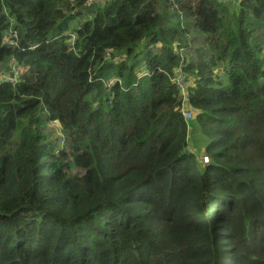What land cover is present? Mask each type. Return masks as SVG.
Returning <instances> with one entry per match:
<instances>
[{
	"label": "trees",
	"instance_id": "1",
	"mask_svg": "<svg viewBox=\"0 0 264 264\" xmlns=\"http://www.w3.org/2000/svg\"><path fill=\"white\" fill-rule=\"evenodd\" d=\"M14 67L0 264H264V0H0Z\"/></svg>",
	"mask_w": 264,
	"mask_h": 264
},
{
	"label": "built area",
	"instance_id": "2",
	"mask_svg": "<svg viewBox=\"0 0 264 264\" xmlns=\"http://www.w3.org/2000/svg\"><path fill=\"white\" fill-rule=\"evenodd\" d=\"M242 0H238V2H241ZM14 35H16L14 33ZM72 38L75 39V36L72 34ZM10 44H13V41H9ZM0 84L3 82H11V83H17V78L19 75V72L16 69H14V74L9 75V77H6L2 73L0 74ZM172 81L174 84L177 85L181 96H182V113L186 120L190 121L194 117V109L191 108V97L189 93V79L187 75L183 72V70L180 68L179 71H177L176 75L172 77ZM207 158V161L205 163H208L210 161V158L208 155L205 156Z\"/></svg>",
	"mask_w": 264,
	"mask_h": 264
},
{
	"label": "rangeland",
	"instance_id": "3",
	"mask_svg": "<svg viewBox=\"0 0 264 264\" xmlns=\"http://www.w3.org/2000/svg\"><path fill=\"white\" fill-rule=\"evenodd\" d=\"M81 22H82V20H80V19L74 21V22L72 23L70 29H69V33H70V31L74 32V31H73V30H74V27H77ZM71 38H72V37H71ZM144 44H145V43H142V45H144ZM14 69H16V72H17V70H18V72H19V75H18V78H17V82H18V81H19V76H20V74L22 75V73H23L26 69H25V70L22 69V71H21V69H19L18 67H14ZM23 70H24V71H23ZM2 74L5 75L6 77H9V75H8L7 73H5V71H2ZM14 84H15V83H14ZM194 117H195V116H194ZM52 126L55 128L56 131H58V132H57L58 136H61L62 134H61L60 123H59V122H55V123L52 124ZM192 131H193V127H191V129H190V134H192ZM197 141L200 143V148L198 149L197 147H194V148H196V149H194L192 143L190 142V149L193 150L192 152H193V153L199 158V160H200L202 163L205 164V162L207 161V158H205L206 154L203 152V150L205 149L207 143L204 141L203 136H202V134H201L200 132H198L196 138L194 139L195 144L197 143ZM61 143L64 144V140H62ZM196 145H197V144H196Z\"/></svg>",
	"mask_w": 264,
	"mask_h": 264
}]
</instances>
